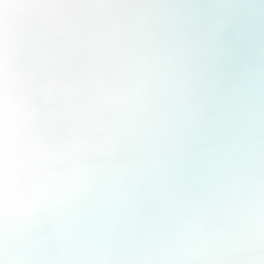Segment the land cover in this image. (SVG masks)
Segmentation results:
<instances>
[{
    "label": "clouds",
    "instance_id": "obj_1",
    "mask_svg": "<svg viewBox=\"0 0 264 264\" xmlns=\"http://www.w3.org/2000/svg\"><path fill=\"white\" fill-rule=\"evenodd\" d=\"M0 264H264V0H0Z\"/></svg>",
    "mask_w": 264,
    "mask_h": 264
}]
</instances>
